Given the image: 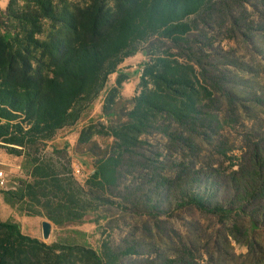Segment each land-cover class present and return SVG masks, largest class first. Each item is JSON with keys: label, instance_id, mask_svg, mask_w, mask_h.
I'll return each instance as SVG.
<instances>
[{"label": "trees", "instance_id": "obj_1", "mask_svg": "<svg viewBox=\"0 0 264 264\" xmlns=\"http://www.w3.org/2000/svg\"><path fill=\"white\" fill-rule=\"evenodd\" d=\"M216 2L225 21L237 26V9L227 0H7L0 7V146L21 158L24 175L0 188L3 201L56 227L94 213L97 222L115 203L111 196L125 167L154 169L157 158L144 154L153 152L152 139L158 137L169 153L191 150L190 135L203 136L211 122L204 102L212 97L213 80L204 55L213 45L206 35L215 28ZM138 51L146 57L138 91L125 98L121 89L128 75L119 65ZM113 73L101 105L105 121L86 124L77 140L111 141L91 150L93 169L79 182L66 145L48 142L81 118ZM187 197L201 211L227 213L203 195ZM72 233V241L46 243L0 217V264H120L130 253L106 243L95 250L82 231Z\"/></svg>", "mask_w": 264, "mask_h": 264}, {"label": "rangeland", "instance_id": "obj_2", "mask_svg": "<svg viewBox=\"0 0 264 264\" xmlns=\"http://www.w3.org/2000/svg\"><path fill=\"white\" fill-rule=\"evenodd\" d=\"M249 2H225L237 9V26L225 21L218 12L221 2L215 3V28L206 35L213 45L204 55L213 80L212 97L204 102L211 122L203 136L190 135L191 150L169 153L160 148L158 137L152 139L153 152L144 154L150 161L157 158L154 169L139 172L125 167L111 196L115 203L103 209L97 222L98 213L63 227L50 222L44 239L41 222L47 219L21 215L1 196L0 217L13 219L22 232L46 243L72 241V231L77 229L95 250L102 243L121 252L130 250L120 264H264V0L262 6L256 0ZM145 59L138 51L119 65L128 75L122 84L123 97L138 91ZM115 76H108L104 89L74 125L58 130L48 142L66 145L71 173L79 182L93 169L91 150L111 141L94 136L92 144L77 142L82 127L105 121L102 100ZM0 170L6 174L3 188L24 175L21 158L1 146ZM193 193L216 202L227 213L219 216L199 210L187 201Z\"/></svg>", "mask_w": 264, "mask_h": 264}, {"label": "water", "instance_id": "obj_3", "mask_svg": "<svg viewBox=\"0 0 264 264\" xmlns=\"http://www.w3.org/2000/svg\"><path fill=\"white\" fill-rule=\"evenodd\" d=\"M50 221L44 220L41 222V228H42V237L44 239L48 238L50 233Z\"/></svg>", "mask_w": 264, "mask_h": 264}, {"label": "built area", "instance_id": "obj_4", "mask_svg": "<svg viewBox=\"0 0 264 264\" xmlns=\"http://www.w3.org/2000/svg\"><path fill=\"white\" fill-rule=\"evenodd\" d=\"M79 171H80L79 168L75 169L76 173H78ZM5 176H6V174L3 171L0 170V188H3V186H4Z\"/></svg>", "mask_w": 264, "mask_h": 264}, {"label": "crops", "instance_id": "obj_5", "mask_svg": "<svg viewBox=\"0 0 264 264\" xmlns=\"http://www.w3.org/2000/svg\"><path fill=\"white\" fill-rule=\"evenodd\" d=\"M6 2H7V0H0V7L3 8L6 4Z\"/></svg>", "mask_w": 264, "mask_h": 264}]
</instances>
